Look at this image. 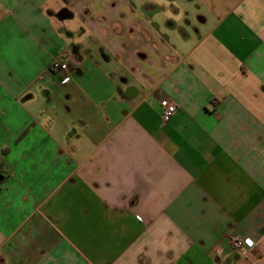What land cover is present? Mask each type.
Instances as JSON below:
<instances>
[{"label":"crops","instance_id":"obj_1","mask_svg":"<svg viewBox=\"0 0 264 264\" xmlns=\"http://www.w3.org/2000/svg\"><path fill=\"white\" fill-rule=\"evenodd\" d=\"M182 3L0 0V264H264V0Z\"/></svg>","mask_w":264,"mask_h":264},{"label":"clouds","instance_id":"obj_2","mask_svg":"<svg viewBox=\"0 0 264 264\" xmlns=\"http://www.w3.org/2000/svg\"><path fill=\"white\" fill-rule=\"evenodd\" d=\"M154 3L164 9L163 12L157 13L152 16V20L161 26L163 30V24L166 20H172L180 28H184L186 31H190V27H186L183 23L185 19L194 21L195 10H190L189 6L182 3V0H154ZM172 9L177 11L173 14ZM188 16H185V13ZM68 31L75 33L79 27L78 24L67 26ZM171 35V33H170ZM77 42V38L74 37L73 41H65V43ZM180 42V37L176 35V41ZM0 55L3 56L4 61L12 68H17L18 71L23 72L25 69L37 70L39 67V57L34 54L33 46L29 41L24 39H16L13 37L11 41L5 40L2 48H0ZM20 67H17V66Z\"/></svg>","mask_w":264,"mask_h":264},{"label":"built area","instance_id":"obj_3","mask_svg":"<svg viewBox=\"0 0 264 264\" xmlns=\"http://www.w3.org/2000/svg\"><path fill=\"white\" fill-rule=\"evenodd\" d=\"M50 69L54 73L61 75L60 83L62 85L69 81L70 59L65 55H59L55 57L50 63ZM161 107V119L163 123H168L177 111V105L169 99H163L160 101ZM229 245L232 250L238 251L245 248H252L254 244L245 238L238 235H229ZM250 242V243H249Z\"/></svg>","mask_w":264,"mask_h":264},{"label":"trees","instance_id":"obj_4","mask_svg":"<svg viewBox=\"0 0 264 264\" xmlns=\"http://www.w3.org/2000/svg\"><path fill=\"white\" fill-rule=\"evenodd\" d=\"M2 179H3V177H2V175H0V180L2 181Z\"/></svg>","mask_w":264,"mask_h":264},{"label":"snow or ice","instance_id":"obj_5","mask_svg":"<svg viewBox=\"0 0 264 264\" xmlns=\"http://www.w3.org/2000/svg\"><path fill=\"white\" fill-rule=\"evenodd\" d=\"M250 243V242H249Z\"/></svg>","mask_w":264,"mask_h":264}]
</instances>
